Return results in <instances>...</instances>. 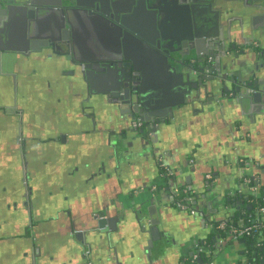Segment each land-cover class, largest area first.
Wrapping results in <instances>:
<instances>
[{"label": "water", "instance_id": "obj_1", "mask_svg": "<svg viewBox=\"0 0 264 264\" xmlns=\"http://www.w3.org/2000/svg\"><path fill=\"white\" fill-rule=\"evenodd\" d=\"M31 1L0 0V16L8 15L13 4L34 6ZM62 1L67 4H81L80 0H58L57 4L61 7ZM127 2L132 4L131 8L114 11L113 15L106 10L95 8V5L94 9L89 10H35L37 13L50 11L53 14L52 18L55 19L53 34L52 36L31 34L35 24L30 25L26 30V36L30 33L27 37L31 44L30 49L41 47L42 51L48 49L54 52L56 62L65 69L64 73L69 76L67 79L73 83L70 89L63 86V89L58 90L57 93L62 95L64 90L68 95L81 94L80 104L67 106L70 113L75 114V111H78L80 116L94 119L93 115L99 103L93 104L92 95H97L99 100H102V111L103 105H114L116 114H107L108 126H98V130L101 127V130L105 131L106 146L111 150L110 164L106 159H102L101 174V168L98 169L102 183L106 180V183H114L119 187L118 179L139 157L153 158L161 166L165 157H170L172 150L164 148V145L175 142L185 127L189 126L188 119L194 116H198L196 119L198 126L209 122L218 134L223 127L222 129L226 131L223 135L227 136L225 142L230 144L234 153L239 154L237 146L239 139L244 138L241 134L247 132L245 128L251 126L258 128L259 125H264V46L262 45L264 0H127ZM87 4H108V0H89ZM20 8L24 11L22 7ZM72 11L114 27L118 46L113 57L82 58L76 57L75 54L70 56L72 52L74 53L75 46L74 27L70 18ZM203 12L207 13V20L211 21L207 26L208 21L205 23V18L200 19ZM181 15H184L185 21L175 24L174 18ZM137 21H142L143 26H138ZM251 40L261 44L258 49H250ZM236 50L239 51L235 52ZM191 53L199 64L196 70L186 62V58ZM243 56H246L245 59L254 57V63L244 64L240 59ZM207 57H211L212 61L202 65V60ZM8 59L2 58L3 62ZM142 62H148L149 67L151 64L150 76L148 71L144 72ZM109 71L116 76L118 86L103 91L97 90L91 78H96L101 73L103 81L106 82L105 78L108 77ZM80 84L83 86L82 89L78 87ZM249 87L256 88V91L249 94L247 92ZM14 91L9 89L7 92L10 95ZM21 91L17 90L18 95ZM12 99L11 96L9 103H0V143L17 146L15 175L24 201L23 205L27 210L28 198L32 201V192L28 188L29 173L25 163L27 154L23 151L27 153L30 140L24 135L21 116H19L23 106ZM62 108L66 110V105ZM56 115L54 125L58 127L56 128L58 131L64 125L62 116L66 115L63 111L61 113V106H58ZM138 118L144 122L142 129L132 127V122ZM22 120L24 121V118ZM60 135L58 133L49 142L45 141L53 147L57 164L61 162L62 146L67 139L64 135ZM110 137L113 139L112 144ZM235 138L238 142L233 143ZM21 140H25V144ZM137 140L140 142V147L133 149L130 143ZM39 143L44 144V141ZM134 154L138 155L136 160L133 159ZM120 159L124 163L122 166ZM245 160L246 164L241 166L248 175L251 174V166L255 165V168H259L258 160L247 157ZM59 167L57 180L61 183H57L54 193L55 203L61 199L64 194L62 191L66 187L62 183L64 178ZM171 168L166 167V169ZM172 170L175 172L174 169ZM120 171L122 173L119 176ZM181 173L184 172H179ZM174 174L176 179V172ZM78 176H68L65 180L67 186L71 187V183H74ZM174 177L171 179L175 180ZM165 178L166 176L162 181ZM231 188L225 193L218 192L217 188L211 191L206 200V210L210 215L221 211L226 214L229 208L224 204V199L230 201L228 193ZM160 189L166 191L168 195L176 191L172 183L170 190ZM149 203L151 205L143 212L142 204H135L133 198L120 200L114 197L111 201V206L114 205L115 209L114 217L105 211H100L92 217V223L86 228L73 229L69 233V240L74 246L72 263L95 264L92 244L102 246L106 240L107 249L98 254V264H124L116 254L119 253L120 244L124 242L122 233L133 228L143 240L145 239L143 247L145 256L142 259L145 263L143 261L130 263L151 264L152 249L158 246L166 247L168 235L163 228L164 220L157 213V200L153 197ZM194 204L196 210L207 217L208 214L197 207L196 201ZM213 205L215 208L212 210ZM198 219L204 222V218L198 217ZM210 221L212 218L207 222ZM112 222L116 224L111 228L114 230L113 236H108L106 231ZM202 262L203 259L200 258L197 263L202 264Z\"/></svg>", "mask_w": 264, "mask_h": 264}, {"label": "crops", "instance_id": "obj_2", "mask_svg": "<svg viewBox=\"0 0 264 264\" xmlns=\"http://www.w3.org/2000/svg\"><path fill=\"white\" fill-rule=\"evenodd\" d=\"M82 1H79L81 4H67L62 1L61 7L57 4L58 0H32L34 6L13 4L8 15L0 16V103H9L12 96V101H17L23 106L20 112L21 120L24 118V121H21L22 127L24 135L30 140L27 153L23 152L27 154L25 163L29 173L28 188L32 192V201L28 198L26 210L15 175L17 146L0 143V264H73L74 246L69 240V233L73 229L86 228L92 223V217L100 211L114 217V205L111 206L114 197L126 200L131 196H135L132 197L135 204H142L143 212L151 205L149 201L154 197L158 203L157 213L164 220L163 228L167 231L168 242L164 248L158 246L152 249L151 264H180L181 256L186 253L190 243L208 235L209 229L205 225L208 219L222 220L225 215L208 213V196L202 194L203 192L196 204L208 214L207 217L202 216L204 222L198 217L180 212L170 201L171 193L168 195L163 189L151 191V187L163 183L158 170L161 166L182 168L187 159H194L191 179L195 182L192 183L195 189H201L199 183L202 175L212 173L217 179L218 192L225 193L228 188L235 186V179L244 176L245 171L241 164L247 157L258 160L259 168L251 166L250 175L257 182L264 184V125L245 128L247 132L241 134L244 138L239 139V154H236L230 144L225 142L226 131L220 124L222 134H218L209 122L198 126V116L191 117L188 119L189 126L185 127L175 142L164 143V148L172 149L170 157H165L163 161L166 166H160L153 158L139 157L118 179L119 187L114 183H106V180L102 183L98 169L101 168V174L102 159H106L110 164L111 150L106 146L105 131H102L101 127L98 130V126H108L107 114H111L107 111L109 107L103 106L101 111V101L97 95H92L94 105L101 103L95 110L94 119L80 116L78 111H75V114L70 113L67 106L80 104L81 94L68 95L64 90L62 95L57 93L63 86L70 89L73 83L67 79L69 76L64 73L65 69L56 62L54 52L48 49L42 51L41 47L30 49V41L27 39L30 33L26 36L27 28L30 25H38L39 22L47 24L50 28L48 30H53V14L50 11L37 13L35 10H89L94 9L95 5V8L106 10L113 15L114 11L132 7L127 0H108V4H85ZM70 15L75 45L74 53L70 56L75 54L76 57L82 58L113 57L116 54L118 39L113 26L74 11L70 12ZM201 15L200 19L205 18L206 23L207 13L203 12ZM174 19L175 24L185 21V18L181 20L180 16ZM209 22L211 23L208 21L206 26ZM136 24L143 26L142 21H137ZM262 45L264 46V40ZM2 58L9 59L3 62ZM102 83L104 84L103 80L97 81L96 87L103 88ZM78 87L82 89L83 86L80 84ZM9 89L15 90L14 93L9 95ZM17 90H22L19 95ZM65 105L66 110L62 108ZM58 106H61V113L63 111L66 115L62 116L64 125L57 131L58 127L54 123ZM58 133L67 137L62 146L63 156L60 164L54 159L53 147L45 142H49ZM111 138L110 144L113 140ZM236 139L233 143L238 142ZM38 140L44 141V144ZM58 167L62 169V183L66 187L62 191L64 194L61 199L55 203L54 193L57 183L60 182L57 180ZM71 175L79 176L76 181L70 178L74 183L68 187L65 180ZM115 225L114 222L109 225L106 231L108 236H113L114 230L111 228ZM121 237L125 243L120 244L116 257L124 264L142 262L145 256V239L143 240L133 228L124 231ZM92 247L95 264H98V254L107 249L106 240L102 246L92 244ZM221 256L222 259H217L218 264H235L238 261L233 249L225 248Z\"/></svg>", "mask_w": 264, "mask_h": 264}, {"label": "built area", "instance_id": "obj_3", "mask_svg": "<svg viewBox=\"0 0 264 264\" xmlns=\"http://www.w3.org/2000/svg\"><path fill=\"white\" fill-rule=\"evenodd\" d=\"M189 164L194 165L195 161L194 159H189ZM167 173H170V175L174 174L173 170L166 169ZM204 180L207 182L212 181V174L206 173L204 174ZM241 182L236 188L237 193L245 192L246 194H250L252 196L258 195V187L256 185H251V179L248 177H243L240 179ZM156 186L151 187V191H155ZM183 196L176 200V191L171 192L170 198L171 201L174 203V206L180 211L188 214V216L191 217H202V214L199 213L196 210L195 202L193 200L192 195L188 194L186 191H182ZM257 219H255L252 224H249L248 221H245L243 218H238L236 224L228 223L227 217H224V219L217 221L216 229L224 231L226 230L228 232L227 239L220 237L217 235L216 238V249L210 250L209 247L204 243V239H195L192 241L189 245L187 253V259L189 260L190 264H198V260L200 258L203 259L202 264H215L217 263V255L222 254V251L231 243H238L240 248L238 249L239 257L238 261H236L235 264H238L239 262L244 263L246 260V256L250 253L248 249L245 248L243 244H241L239 241L243 238L251 237L254 234L258 232V229L264 228V208H260L257 212ZM206 227L209 229V232L213 228V224L211 222H206ZM184 253V254H186ZM213 254L212 259H207L208 256ZM254 254V259H259L260 261L264 262V258L259 253H252ZM218 264V263H217ZM264 264V263H262Z\"/></svg>", "mask_w": 264, "mask_h": 264}, {"label": "flooded vegetation", "instance_id": "obj_4", "mask_svg": "<svg viewBox=\"0 0 264 264\" xmlns=\"http://www.w3.org/2000/svg\"><path fill=\"white\" fill-rule=\"evenodd\" d=\"M82 2H84L85 4H87L89 2V0H83ZM125 10H128V9H125ZM184 17V15H181L180 16V19L182 20V18ZM43 21V20H42ZM50 29L48 27L47 24H43L42 22H39L38 25L35 24V26L32 28L33 31H31V34H35V35H38V36H52V30H48ZM251 46H250V49H258L259 46L261 45L260 43H258L256 40H251ZM31 45V44H30ZM239 50H236L235 52H238ZM234 52V53H235ZM252 55V54H250ZM246 57V56H245ZM245 57H240L241 62H243L244 64L248 65V64H252L254 63V57H248L247 59H245ZM245 59V60H244ZM145 60V58H143V61ZM212 61V58L211 57H207V58H204L202 60V65H205L206 63H210ZM186 62L188 64H190L195 70L199 67V64L197 62V59L196 57L193 55V53L190 54V56L188 58H186ZM240 62V63H241ZM145 62H142V65L145 66L144 69H145V73L148 71V74L150 76V73H149V69L151 70V64H150V67H149V64L146 63V65L144 64ZM236 67V66H233V68ZM110 73V74H109ZM109 73L107 74L108 77L105 78V81L104 84L102 83L103 85V88H100L98 89L96 87L97 90H106L108 88H114V87H117L118 86V81L116 79V76L111 74L112 71H109ZM103 74L100 73V75H97L98 77L94 78L92 77L91 78V81L94 82V85L97 86V81H102L103 80ZM101 79V80H100ZM108 79V80H107ZM256 91V88L254 87H249L247 92L249 94H252ZM101 103H102V100H100ZM100 103V102H99ZM100 103V104H101ZM99 104V105H100ZM113 106V107H110V106ZM103 106H108L109 109H107L108 112L112 113V114H116V110L114 109V105L113 104H105ZM102 111V110H101ZM19 113V112H18ZM21 115V113H19V116ZM22 121V120H21ZM109 123V122H107ZM22 124V122H21ZM132 127L135 128V129H142L144 128V122L140 121V119H136L135 121L132 122ZM13 130H11L12 132ZM23 144H25V140L22 141ZM133 143H130L132 144V147L133 149L136 148L138 149L140 147V142L137 140V141H132ZM128 144V145H130ZM190 159V158H189ZM189 159L186 160L185 164H183V168L185 170L184 173H177L176 172V179L174 177L175 174H172L170 175V173H167L166 172V168L164 167H160V169L158 170L159 171V175L161 178H163L164 176H166L165 178V183H166V187H170L171 183L173 184V189H176V194H178L180 191H186L188 194L192 195L193 197V200L194 202L198 199V197H200L201 193L204 194V195H210L211 191H214V189H216L217 187V179H216V176H214L212 173V181L211 182H207L206 180H204V175H202L200 177V183H199V186L201 187V189L198 190L195 189V185H192V183H195L192 179H191V172L193 170V166L194 165H190L189 164ZM206 174V173H205ZM121 175V171L119 172V176ZM175 180H172L171 178H173ZM242 177H238L237 179H235V186L232 187L229 191L228 194H230V198L232 200V202L234 201V205H236L238 208L241 207L242 205V202H243V196L242 195H245L246 193L242 192V193H237L235 190L237 188V186L239 185V180L241 179ZM169 180H172L171 182H169ZM159 191L158 187L156 186V189L155 191ZM154 191V192H155ZM173 191V190H171ZM228 192V190L226 191ZM132 197H135V196H131L130 198ZM246 197V195H245ZM172 204L174 205V203L172 202ZM214 209V207H212ZM225 209V208H224ZM231 209H228V212H230ZM217 215V214H216ZM218 215H223L224 216V212L221 211ZM226 216V215H225ZM215 220V219H213ZM215 221H220V220H215Z\"/></svg>", "mask_w": 264, "mask_h": 264}, {"label": "trees", "instance_id": "obj_5", "mask_svg": "<svg viewBox=\"0 0 264 264\" xmlns=\"http://www.w3.org/2000/svg\"><path fill=\"white\" fill-rule=\"evenodd\" d=\"M245 161V160H244ZM243 161V162H244ZM243 177H248L250 178L251 185H256L258 187V195L252 196L250 194H245L243 196V202L240 208H238L236 205H232L234 201L232 202L231 198L230 201H225L224 199V204L231 209L229 214L225 217L228 219V223H233L236 224L238 218H243L245 221H248L249 224H252V222L257 219V212L260 208H264V184L257 182L253 179L251 175L245 174ZM241 180H239V183ZM165 185H164V184ZM160 185H157L159 191L161 190L160 188H167L165 180L163 181ZM170 190V187H169ZM183 196L182 191H180L176 195V200L180 199ZM213 224L212 230L208 233L206 236L204 243L209 247L210 250H215L216 249V236L219 235L222 238L227 239L228 237V232L226 230L221 231L216 229V224L218 223L215 220L210 221ZM241 244L245 246L246 249L250 252L246 256V260L244 263L239 262L238 264H262L264 262L260 261L259 259H254V254L252 253H259L263 258H264V228L258 229V232L254 234L251 237L243 238L239 241ZM213 254L207 257V259H212ZM180 261L184 264H190L189 260H183V257H181Z\"/></svg>", "mask_w": 264, "mask_h": 264}, {"label": "rangeland", "instance_id": "obj_6", "mask_svg": "<svg viewBox=\"0 0 264 264\" xmlns=\"http://www.w3.org/2000/svg\"><path fill=\"white\" fill-rule=\"evenodd\" d=\"M138 158V155H136V154H134L133 155V159L134 160H136ZM120 161H121V166L124 164L123 163V161H122V159H120ZM243 164H246V160H245V162L243 163ZM182 166H184V165H182ZM172 169H174V171L175 172H177V173H179V172H185V170H184V168L182 167V168H171V170ZM245 171V170H244ZM246 174V171H245V173H244V175ZM243 175V174H242ZM245 193V192H244ZM225 214V213H224ZM229 214V212H228V210H227V212H226V214L225 215H228ZM209 233V232H208ZM230 247V248H229ZM240 248V246H239V244L238 243H231L230 245H228L227 247H226V250H229V249H233V250H235V258L237 259V258H240L239 257V253L237 252V250ZM187 253L186 254H184L183 256H181V257H183V260L185 261V260H187ZM218 258H221L222 259V256L220 255V254H218L217 255V259ZM180 264H183L181 261H180ZM184 264H185V262H184Z\"/></svg>", "mask_w": 264, "mask_h": 264}]
</instances>
